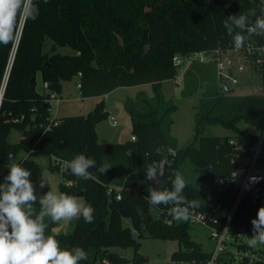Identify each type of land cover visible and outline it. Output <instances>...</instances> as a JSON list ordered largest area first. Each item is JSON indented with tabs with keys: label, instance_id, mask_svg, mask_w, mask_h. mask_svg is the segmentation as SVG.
I'll return each mask as SVG.
<instances>
[{
	"label": "trees",
	"instance_id": "16d2710c",
	"mask_svg": "<svg viewBox=\"0 0 264 264\" xmlns=\"http://www.w3.org/2000/svg\"><path fill=\"white\" fill-rule=\"evenodd\" d=\"M30 3L39 8L36 20L27 18ZM23 15L18 17V40L0 44V181L8 174V153L14 161L32 172L30 177L38 194L48 187H39L42 169L34 158L49 157L47 170L59 175V192L69 195L83 193V201L95 209L93 223L77 217L69 233L54 232L59 226L47 220L46 234L54 236L61 248L81 247L88 259L80 264H126L114 249L136 252L143 233L152 239L174 241L178 249L170 254L174 262H205L210 251L195 242L189 231V221H174L165 225L159 220L147 222L145 212L156 208L167 214L164 205L152 206L144 197L151 181L145 178L144 165L157 167L166 155L168 189L178 168L188 162L195 175L209 192L188 186L184 195L188 200L201 199L203 204L194 210L208 212V204H219L213 215L216 227L226 221V213L233 205L230 184L234 164L229 139L249 149L255 135L245 133L240 125L259 128L263 124L264 102L249 91L234 93L221 90L215 67L194 64L182 75L181 96L199 94L194 108L195 127L192 140L178 148L170 134L171 116L177 106L166 100L161 84L173 80L176 68L172 58L176 54L207 51L233 45L223 21L258 6L253 0H31ZM253 20L255 17L252 18ZM245 35H247L245 33ZM16 43L14 58L8 60ZM63 49L70 50V54ZM34 82L30 84V79ZM78 79L79 94L83 98H101L122 87L150 85L152 95L137 91L124 101V108L132 124V135L124 143H101L96 137L97 125L108 118L102 105L97 104L86 116L52 119L48 102L35 90L36 80L48 83L59 91L62 82ZM245 92V93H243ZM46 104V108L44 105ZM101 104V103H100ZM57 121V125L52 122ZM217 126L231 132L230 137L204 136L206 127ZM19 132V141L11 143L9 136ZM135 153V172L130 165ZM78 154L92 158L96 167L90 168L91 179H77L67 168V162ZM64 167L61 168V164ZM102 164L112 166L105 174L97 171ZM163 187V188H164ZM120 194V199L115 196ZM242 200L236 207L232 221V235L253 234L251 221L259 207ZM39 210V204L35 206ZM168 215V214H167ZM130 227L123 225V220ZM239 235V236H238ZM241 251L257 254L264 264V252L247 243H236ZM108 253L112 257H108ZM145 258L135 255L131 262L142 264ZM237 264H249L245 258Z\"/></svg>",
	"mask_w": 264,
	"mask_h": 264
},
{
	"label": "clouds",
	"instance_id": "9594fccd",
	"mask_svg": "<svg viewBox=\"0 0 264 264\" xmlns=\"http://www.w3.org/2000/svg\"><path fill=\"white\" fill-rule=\"evenodd\" d=\"M47 0H45V3ZM25 0H0V44L14 43L18 29V17L24 14ZM264 14V7L260 9ZM39 8L30 3L27 18L36 20ZM255 17L253 20L252 18ZM227 34L232 38L236 50L246 47L248 36H264V15L258 16L256 9L229 15L223 21ZM245 33L247 35H245ZM247 51H264L247 46ZM8 174L0 183V264H80L88 259L87 252L81 247L61 248L59 241L46 234L47 220L52 223L70 222L83 217L85 223H93L95 209L91 204L82 202L77 196L51 189L38 194L31 181L32 172L14 161L13 153H8ZM96 167V161L84 154H78L67 162V168L77 179H91L90 168ZM112 166L102 164L97 168L101 174ZM147 181L160 184L166 169L160 166L144 165ZM256 181L258 178H251ZM172 187L162 190L147 188L144 199L152 206L164 205L168 216L175 221H188L191 210L202 206L201 199L188 200L184 195L187 181L177 171L172 180ZM49 186L47 178L41 175L39 187ZM39 204V210L35 207ZM253 235L247 239L250 247L264 245V206L259 207L257 216L251 221Z\"/></svg>",
	"mask_w": 264,
	"mask_h": 264
},
{
	"label": "built area",
	"instance_id": "2783aa9c",
	"mask_svg": "<svg viewBox=\"0 0 264 264\" xmlns=\"http://www.w3.org/2000/svg\"><path fill=\"white\" fill-rule=\"evenodd\" d=\"M30 1L25 0L24 11ZM253 1L258 6V16L264 15L260 11L261 7H264V0ZM18 37L19 34L16 42ZM248 45H251L253 49H264V36H248L246 47L241 50H236L233 45H227L207 51L184 55L176 54L172 58V65L176 69H182L183 72L179 77L175 76L174 80L177 83L181 82L183 73L194 64H210L215 67L221 90L226 88L231 92L237 89H245L250 93L253 92L259 95L264 102V51L249 53L247 51ZM15 48L16 43L8 60V69L13 62ZM5 82L1 93L6 84ZM43 87L46 102L48 104L54 102L56 105H59L61 99L58 97L56 90L46 82H43ZM77 88L79 89V84H77ZM108 120L112 125L117 124L113 116L109 115ZM52 124L57 125V121H53ZM252 134L255 135V140L249 149L243 148L233 139L228 140V144L233 150L231 163L234 164V168L231 172L230 184L233 188L234 202L226 213L225 223L221 227L213 225L216 223L213 213L219 209V204L214 202L208 204V212L191 210V216L188 221L206 228L208 230V237L213 242V248L210 251L208 259L200 264H237L245 258L248 259L249 264H255V262L260 260L257 254L241 251L235 246L236 243H247L246 236L241 238L235 237L231 232L233 213L240 201L247 200L254 206L264 204V117L262 126L257 128L256 132ZM130 140L134 141L135 138L131 136ZM253 177L258 179L252 181L251 178ZM2 182L3 178L0 183ZM115 198L119 200L120 194L118 193ZM151 215L152 220H159L165 225H172L175 221L159 208L154 209ZM223 255H226L228 260H224L222 258ZM171 264L179 263L171 261Z\"/></svg>",
	"mask_w": 264,
	"mask_h": 264
},
{
	"label": "rangeland",
	"instance_id": "374dc122",
	"mask_svg": "<svg viewBox=\"0 0 264 264\" xmlns=\"http://www.w3.org/2000/svg\"><path fill=\"white\" fill-rule=\"evenodd\" d=\"M64 53L70 54V50L63 49ZM182 69H176V77L182 74ZM78 79L74 78L70 82H62L59 87L58 97H61V102L56 105L54 102H50L48 106L49 114L52 118L61 119L63 117L70 116H86L89 112L93 111L97 104L102 105L104 111L113 116L117 124L112 125L108 118L103 120L97 125L96 137L101 143H124L128 141L132 135V124L129 115L125 111L124 101L127 98L133 97L137 91H144L148 96L152 95L150 85L136 86V87H122L117 88L110 93L102 96L101 98H83L79 94L77 88ZM35 90L40 94H45L43 83L41 80H36ZM182 82H175V80L165 81L161 84V93L166 100H171L176 106V110L171 116L172 125L170 128L171 136L176 140L178 148H182L189 144L192 140L193 130L195 127V114L194 108L198 104L199 94H194L189 98H183L181 96ZM247 91V90H243ZM242 91L237 89L234 93H241ZM243 92V93H245ZM101 103V104H100ZM240 128L245 133H255L256 128L241 124ZM204 136H218V137H230L231 132L224 130L221 127L210 126L206 127L202 132ZM19 132L13 130L9 136L11 143L19 141ZM130 165L132 173L135 172V153L131 152ZM35 163L42 169L43 176L47 178L49 184L48 190L59 192L58 185L60 183L59 175H52L47 170L49 163V157L45 154H41L34 158ZM64 164H61V168ZM178 171L183 175L187 181L188 186L202 188L205 191L206 197H209V192L202 184L201 180L193 173L192 165L188 162L182 164ZM80 193V192H79ZM78 194V193H77ZM76 196V195H75ZM82 202V197L77 196ZM77 218H74L70 222H59V228H55V232L69 233L72 230V226ZM123 225L130 227L128 220H123ZM191 227L189 234L191 238L201 245V247L209 252L213 248V242L208 237V230L196 224L189 222ZM143 238H137L135 240L139 243V247L136 252L132 249H114L119 257H124L127 260L126 264H133L132 258L137 254L145 258L142 264H171L170 254L178 249V245L174 241L165 239H152L146 232L143 233ZM253 234L246 236V240ZM261 248V245L252 247L254 249ZM108 257H111L108 253ZM224 260H228L226 255H223ZM112 259V257H111ZM113 260V259H112ZM101 264H111L110 260L103 259ZM179 264H196L194 262H180Z\"/></svg>",
	"mask_w": 264,
	"mask_h": 264
},
{
	"label": "water",
	"instance_id": "95a60500",
	"mask_svg": "<svg viewBox=\"0 0 264 264\" xmlns=\"http://www.w3.org/2000/svg\"><path fill=\"white\" fill-rule=\"evenodd\" d=\"M34 82V78L32 77L30 79V84H32ZM6 83V82H5ZM4 89V88H3ZM224 93H227L228 90L226 88L223 89ZM2 94H3V91L2 93L0 94V102H1V99H2ZM44 108H46V104L44 105ZM161 162H163V166L165 167L166 169V155H163V158L158 162L157 166H160ZM167 184V178H166V172H165V176L164 177H161L160 178V184H156L155 182H151V186L150 187H153V188H156L157 190H162V188ZM76 196H79V197H82L83 196V193L80 192L78 194H76ZM144 212H145V220L147 222H150L152 223V215L150 213H147L146 212V209H144ZM261 249L262 251L264 252V245H261Z\"/></svg>",
	"mask_w": 264,
	"mask_h": 264
},
{
	"label": "crops",
	"instance_id": "0c3cea01",
	"mask_svg": "<svg viewBox=\"0 0 264 264\" xmlns=\"http://www.w3.org/2000/svg\"><path fill=\"white\" fill-rule=\"evenodd\" d=\"M57 92V91H56ZM57 94H58V92H57ZM59 98L61 99V97L59 96ZM60 104V103H59ZM51 117V116H50ZM52 118V117H51ZM52 119H56V118H52ZM59 228V227H58ZM55 232V231H54Z\"/></svg>",
	"mask_w": 264,
	"mask_h": 264
}]
</instances>
